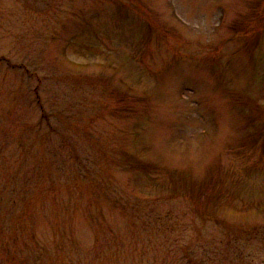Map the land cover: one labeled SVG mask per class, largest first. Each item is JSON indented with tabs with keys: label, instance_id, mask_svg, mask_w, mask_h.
Listing matches in <instances>:
<instances>
[{
	"label": "rangeland",
	"instance_id": "374dc122",
	"mask_svg": "<svg viewBox=\"0 0 264 264\" xmlns=\"http://www.w3.org/2000/svg\"><path fill=\"white\" fill-rule=\"evenodd\" d=\"M259 226L264 0H0V264H188Z\"/></svg>",
	"mask_w": 264,
	"mask_h": 264
},
{
	"label": "trees",
	"instance_id": "16d2710c",
	"mask_svg": "<svg viewBox=\"0 0 264 264\" xmlns=\"http://www.w3.org/2000/svg\"><path fill=\"white\" fill-rule=\"evenodd\" d=\"M32 202H27V205L30 207ZM25 209L28 210L26 205ZM156 222L162 225V217H157ZM224 234L222 239L203 245L204 257L199 259L195 258L191 252L192 247L188 245L185 249L188 264H216L215 261L218 264H264V256L258 260L259 253L264 252V227L228 230ZM206 250L209 252L207 256Z\"/></svg>",
	"mask_w": 264,
	"mask_h": 264
}]
</instances>
